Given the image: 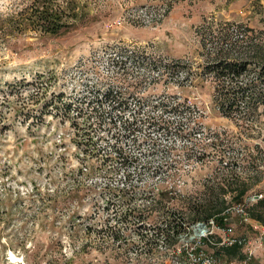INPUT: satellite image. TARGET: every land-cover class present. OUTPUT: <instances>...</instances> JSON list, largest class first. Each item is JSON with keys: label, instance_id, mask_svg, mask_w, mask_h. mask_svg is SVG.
<instances>
[{"label": "rangeland", "instance_id": "obj_1", "mask_svg": "<svg viewBox=\"0 0 264 264\" xmlns=\"http://www.w3.org/2000/svg\"><path fill=\"white\" fill-rule=\"evenodd\" d=\"M32 2L0 0V264H178L174 249L100 231L149 193L203 190L246 147L263 172L246 200L264 196V107L251 122L218 113L203 70L216 43L202 42L212 27L264 30V0H57L77 15L58 36L9 26ZM178 102L191 112H172ZM248 262L264 264V250Z\"/></svg>", "mask_w": 264, "mask_h": 264}, {"label": "trees", "instance_id": "obj_2", "mask_svg": "<svg viewBox=\"0 0 264 264\" xmlns=\"http://www.w3.org/2000/svg\"><path fill=\"white\" fill-rule=\"evenodd\" d=\"M55 1L33 0L24 11L10 17L12 23L9 26L15 30L37 31L51 36L66 32L68 18L76 19L77 15L70 13L68 17L66 9L57 5ZM210 35L211 39L203 37L202 42L205 47L206 40L216 43L212 48L215 51L209 50L207 53V62L203 70L213 75L212 101L215 109L221 116L238 122H251L257 119L259 110L264 107V30L235 24L218 29L212 27ZM106 95L113 96V92ZM184 105L190 113L191 109L187 102H178L171 111L182 117L185 112L182 109ZM117 107H121V103H118ZM223 137H225L223 132L209 131L205 138L208 140L212 138L210 142L214 148H219L220 145L219 152L224 156L229 149L222 147L225 142ZM207 145L210 146V143H206ZM254 148L257 151L259 149L257 146ZM254 148L252 149L255 150ZM235 159L236 161L232 163L225 161L226 163L216 170L215 174L205 180L203 190L197 193L186 195L172 191L156 195L149 193L141 205L132 207L127 205L116 223L123 226L115 225L107 227L106 230L102 229L100 231L102 237L107 238L111 245H115L121 239L127 241L133 232L138 237L136 247L149 249L145 253L158 250L159 247L166 250L183 247L178 264H191L188 250L180 243L181 237L190 236L194 225L208 222L210 219H216L220 226H224V212L231 205L244 202L252 189L262 180L263 172L256 163L257 158L253 157L248 147L240 158L238 156ZM238 169L257 175H249L246 179L241 176ZM248 211L253 219L264 226V196L253 202ZM117 216L116 214L113 217L116 219ZM204 243L217 249L215 255L229 263H243L247 258L243 245L216 246L207 240H204Z\"/></svg>", "mask_w": 264, "mask_h": 264}, {"label": "built area", "instance_id": "obj_3", "mask_svg": "<svg viewBox=\"0 0 264 264\" xmlns=\"http://www.w3.org/2000/svg\"><path fill=\"white\" fill-rule=\"evenodd\" d=\"M261 197L262 196L259 195V198ZM258 199H256V196H253L252 201L245 200L242 203L231 205L223 214L225 222L224 226H220L216 219H210L208 222H199L194 225L190 236L185 237L188 239L191 237L192 240H195L192 234L196 231L198 232V239L196 241H190V245L182 244L188 250L187 253L189 254L191 264H231L221 262V259L216 255L204 252L202 248L205 244L204 240H207L211 245L216 246H233L235 244L243 245L244 252L247 256L243 264H248V260L251 261L259 250H264V226L253 219L248 211L249 206ZM235 218L239 219L241 225L253 229L254 232L257 233L256 237L247 239L236 235ZM198 248L200 251H197ZM174 251L180 256L183 247H179Z\"/></svg>", "mask_w": 264, "mask_h": 264}, {"label": "crops", "instance_id": "obj_4", "mask_svg": "<svg viewBox=\"0 0 264 264\" xmlns=\"http://www.w3.org/2000/svg\"><path fill=\"white\" fill-rule=\"evenodd\" d=\"M225 262H227V261H225ZM227 263H229V262H227ZM231 264H243V263H240V262H232Z\"/></svg>", "mask_w": 264, "mask_h": 264}, {"label": "water", "instance_id": "obj_5", "mask_svg": "<svg viewBox=\"0 0 264 264\" xmlns=\"http://www.w3.org/2000/svg\"><path fill=\"white\" fill-rule=\"evenodd\" d=\"M259 198V196H256V199H258Z\"/></svg>", "mask_w": 264, "mask_h": 264}]
</instances>
